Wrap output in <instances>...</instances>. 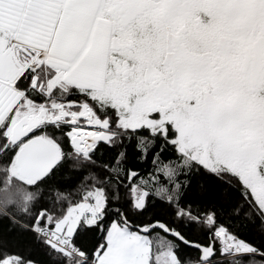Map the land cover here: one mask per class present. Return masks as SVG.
<instances>
[{
	"label": "snow or ice",
	"instance_id": "1",
	"mask_svg": "<svg viewBox=\"0 0 264 264\" xmlns=\"http://www.w3.org/2000/svg\"><path fill=\"white\" fill-rule=\"evenodd\" d=\"M0 264H264V0H0Z\"/></svg>",
	"mask_w": 264,
	"mask_h": 264
}]
</instances>
